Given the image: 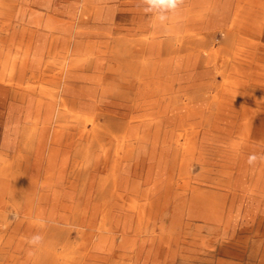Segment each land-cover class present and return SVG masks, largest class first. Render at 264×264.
I'll list each match as a JSON object with an SVG mask.
<instances>
[{"label":"rangeland","instance_id":"obj_1","mask_svg":"<svg viewBox=\"0 0 264 264\" xmlns=\"http://www.w3.org/2000/svg\"><path fill=\"white\" fill-rule=\"evenodd\" d=\"M13 1L20 2L16 7L22 12L34 0ZM37 1L42 3L40 12H56L67 21L72 31L70 48L78 55L102 54L104 66L114 61L123 66L135 64L139 56L129 54L137 42L146 39L148 53L143 55L149 73L142 87L149 95L142 98L135 91L119 95L117 81L102 82L79 110V120L51 108L52 99L40 92V85L25 88L31 81L23 82V88L0 87V165L1 156L12 153L11 170L22 176L24 194L18 213L12 196L5 197L0 223L5 219L10 228L18 222L22 226L14 241L6 243L0 224V243L5 244L0 263L11 264L13 258L14 264H264V218L259 221L264 211L260 209L254 220L247 221L255 207L248 198L240 201L239 196L229 195L222 199L223 220L228 228L235 223L233 235L223 226L183 218L199 187L221 177L230 143L237 141L216 132L213 106L204 97L212 75L224 68L223 52L216 64L205 62L219 42L206 45L199 54L197 45L178 47L172 40L180 19H187L200 0H185L181 14L156 29L136 7L137 0H89L94 12L104 18L88 22L79 20L88 0ZM201 1L219 15L232 13L237 0ZM16 20L19 26L21 20ZM216 36L220 39L221 34ZM39 39L24 42L35 45ZM185 72L188 77L180 76ZM43 86L53 89L51 82ZM98 113L124 117L118 134L125 136L103 147L94 144L86 153L87 142L80 130L91 123L81 119ZM29 130L31 139L26 137ZM37 232L45 240L33 249L26 239ZM220 245L226 250H219Z\"/></svg>","mask_w":264,"mask_h":264},{"label":"bare ground","instance_id":"obj_2","mask_svg":"<svg viewBox=\"0 0 264 264\" xmlns=\"http://www.w3.org/2000/svg\"><path fill=\"white\" fill-rule=\"evenodd\" d=\"M201 2L200 0L198 4H195L187 19H180L178 31L172 40L178 47L185 43H189L191 46L197 45L199 54L206 50V45L219 42V46L210 51L205 62L213 61L216 64V57L223 52L221 61L224 68L222 67L220 71L216 72V75H212L213 81H210L207 94H204V97H207L209 105L213 106L212 114L215 116L214 128L216 132L222 138H236L237 141L230 143V156H226L229 158H226L227 163L221 177L210 180V183L205 187H199L198 192L189 201L183 218L187 222L202 221L212 226H223L225 232L231 229L230 235H233L235 223L231 228H228L230 226H228L227 220L226 222L223 220L222 199L231 195L239 196L240 201L246 198L253 201L255 207L247 221L254 220L259 211H264V163H258L255 168L249 167L246 163L249 154L264 153V0H237L232 13L224 12L219 15H214L216 12L208 7L207 3ZM19 3L13 0H0V87L23 88V82L31 81L34 85L26 84L25 88L32 89L33 86L40 85V92L52 99L53 107L51 106V108H56L62 116L70 115L79 120V110L89 103L97 91V85L102 82L117 81L119 95H125L124 91L126 93L135 91V93L141 94L142 98L149 95L147 88L142 87L144 75L149 73L147 56L143 55L148 53L146 39H144L145 43H143L144 41L137 42L138 44L135 42L134 53L129 55L135 57L137 54L140 60L135 64L124 63L126 71L123 70L124 66L121 62L114 61L104 66L102 54L86 52L78 55L75 49L70 48L67 43L71 40L72 31L67 21L55 14L56 12H40L38 8L42 3L37 0L32 1L31 5L28 4L29 8L23 9L21 12L19 7H16ZM93 8V3L88 0L80 10L79 20L88 22L91 19L101 20L104 18L97 11L94 12ZM24 10L26 12H23ZM18 18L21 20L19 26L15 24ZM217 33L221 34L220 39L217 38ZM36 36L40 39L35 45L24 42L25 39L29 42ZM14 44H17L15 49H13ZM198 66L200 68V65ZM186 75L188 77V73L185 72L180 76L186 78ZM217 77H221V79L217 80ZM49 82L53 84L51 90L43 86ZM85 82H89L90 85H85ZM16 100L18 101V99ZM102 114L98 113L94 117H82L81 119L83 122L89 120L91 123L89 127L83 125L80 130L81 136L87 142V146L83 148L86 153L92 146L103 147L107 142L114 139L119 140L125 136L121 133L118 134V131L121 130L118 128L125 124V121L122 120L124 117L118 118ZM99 118H103L104 122H100ZM35 119L37 118L35 117ZM31 136L32 130H29L26 137L31 139ZM10 154L12 153L6 152L4 156H1L0 215L4 212L7 195L12 196L17 213L22 204L20 199L24 196L23 179L18 174L20 171H17L18 175H14V171L11 170ZM22 156L26 157L25 154ZM104 156L103 163L106 161V154ZM85 165H88V162ZM262 218L264 216H261L259 221ZM2 222L0 223L2 226L1 238L7 236L6 243L14 241L13 236L19 234L22 224L18 222L13 228H10L9 222H6L5 219ZM223 222L225 223L223 224ZM218 249L224 251L226 247L220 245ZM4 250L5 244L0 243V253ZM11 264H14L13 258Z\"/></svg>","mask_w":264,"mask_h":264},{"label":"clouds","instance_id":"obj_3","mask_svg":"<svg viewBox=\"0 0 264 264\" xmlns=\"http://www.w3.org/2000/svg\"><path fill=\"white\" fill-rule=\"evenodd\" d=\"M185 0H137V7L150 17L153 27L167 25L174 17L182 12ZM246 163L255 168L258 163H264V153L253 152L248 155ZM45 237L37 232L26 239L30 248H39L44 243Z\"/></svg>","mask_w":264,"mask_h":264}]
</instances>
